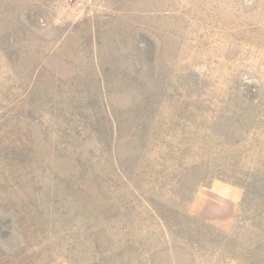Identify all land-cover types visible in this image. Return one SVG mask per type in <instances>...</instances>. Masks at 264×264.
Listing matches in <instances>:
<instances>
[{"label":"rangeland","instance_id":"obj_1","mask_svg":"<svg viewBox=\"0 0 264 264\" xmlns=\"http://www.w3.org/2000/svg\"><path fill=\"white\" fill-rule=\"evenodd\" d=\"M0 264H264V0H0Z\"/></svg>","mask_w":264,"mask_h":264}]
</instances>
